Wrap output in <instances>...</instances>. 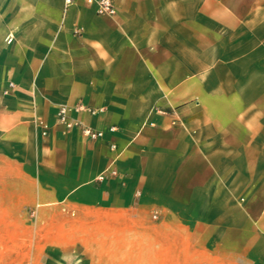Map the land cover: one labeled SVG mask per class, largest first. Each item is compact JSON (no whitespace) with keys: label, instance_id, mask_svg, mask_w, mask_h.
<instances>
[{"label":"crops","instance_id":"0c3cea01","mask_svg":"<svg viewBox=\"0 0 264 264\" xmlns=\"http://www.w3.org/2000/svg\"><path fill=\"white\" fill-rule=\"evenodd\" d=\"M112 2L0 0V264H264V0Z\"/></svg>","mask_w":264,"mask_h":264},{"label":"built area","instance_id":"2783aa9c","mask_svg":"<svg viewBox=\"0 0 264 264\" xmlns=\"http://www.w3.org/2000/svg\"><path fill=\"white\" fill-rule=\"evenodd\" d=\"M74 0H64L65 5L71 4ZM88 3H94L96 5V11L100 14L113 15L115 13V6L112 0H85ZM12 86V83L9 84ZM70 108L66 105H59L56 112L57 121L63 125L66 129L77 127L80 133L89 138L96 139L102 136L100 130L93 129L87 125H84L81 121L73 119L69 116ZM38 124L42 127V134L46 133V124L43 121H38ZM99 178H102L100 175Z\"/></svg>","mask_w":264,"mask_h":264}]
</instances>
